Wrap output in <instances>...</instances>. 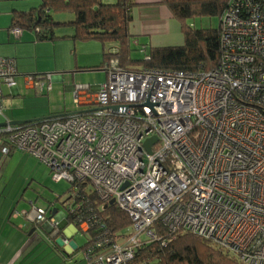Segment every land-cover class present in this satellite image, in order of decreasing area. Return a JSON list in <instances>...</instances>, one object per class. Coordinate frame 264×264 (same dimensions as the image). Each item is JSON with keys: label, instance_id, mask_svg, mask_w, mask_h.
<instances>
[{"label": "built area", "instance_id": "built-area-1", "mask_svg": "<svg viewBox=\"0 0 264 264\" xmlns=\"http://www.w3.org/2000/svg\"><path fill=\"white\" fill-rule=\"evenodd\" d=\"M222 45L221 63L206 72L127 70L112 59L96 91L75 88V103L88 109L0 127L3 154L25 150L54 181L69 182L62 202L86 181L131 216L130 235L94 259L85 252L86 264H130L155 238L157 222L196 233L242 264H264V0L235 1L223 17ZM4 84L17 87V68L0 56V116ZM153 136L149 152L144 143ZM30 218L59 225L39 207Z\"/></svg>", "mask_w": 264, "mask_h": 264}, {"label": "trees", "instance_id": "trees-1", "mask_svg": "<svg viewBox=\"0 0 264 264\" xmlns=\"http://www.w3.org/2000/svg\"><path fill=\"white\" fill-rule=\"evenodd\" d=\"M237 0H160L171 16L181 25L185 37L183 45L151 46L145 57L133 56L132 34L134 7L138 0H41L30 10H13L10 27L34 31L38 40L54 41L71 37L81 41L102 42L104 57L90 69H104L112 60L127 70L161 69L185 72L210 71L223 57V17ZM69 14L67 20L56 19V14ZM217 17L218 26L195 27L197 18ZM192 21V22H190ZM71 26L72 35H61L58 28ZM106 70V69H105ZM107 71V70H106ZM63 113L58 116H68ZM15 148H12V153ZM9 153V154H10ZM78 192L70 202H62L68 223L79 230L87 223L85 243L80 247L94 259L113 250L129 235L133 221L129 213L116 203L104 201L86 181H76ZM61 195L56 200L60 201ZM34 203V202H33ZM53 205L55 200L52 201ZM33 208V207H31ZM55 209V208H54ZM60 210L61 208H56ZM49 218L53 207L45 208ZM50 212L48 215L47 212ZM155 238L137 248L130 264H242L238 257L193 232L170 231L159 222L154 224ZM87 258L83 261L86 264Z\"/></svg>", "mask_w": 264, "mask_h": 264}, {"label": "crops", "instance_id": "crops-1", "mask_svg": "<svg viewBox=\"0 0 264 264\" xmlns=\"http://www.w3.org/2000/svg\"><path fill=\"white\" fill-rule=\"evenodd\" d=\"M26 5L27 1H23L22 6L20 3L16 7L17 9L28 10ZM31 5H36V3ZM133 13L134 23L131 26V31L137 37L138 43L142 40V42H145L142 44L144 50L147 49V44L151 46H166L161 41H164L165 37L170 34L181 31L180 23L171 16L169 9L161 4L160 0H138V5L134 7ZM10 23L9 15L0 16V56L15 60L18 85L15 88L9 87L7 93L3 91L4 108L0 122L43 119L63 113L75 114L80 112L81 110H78V108L72 110L62 108L63 110H60V108L51 106L52 100L56 95L54 93L49 95L48 103L44 101L39 103L37 101V99L42 100L40 96L51 91L54 92L52 82L63 81L64 76L58 75L60 72H56L61 71L60 66L57 64L58 44H67L71 50H76L79 40L71 37L59 38L54 41L38 40L35 32L31 30H19L15 33V27L11 28ZM58 33L62 36L65 34L70 36L74 31L69 26L66 29L59 30ZM43 58L45 59L44 61ZM71 66L75 68L74 71H78V69L83 68L90 69L88 66L94 65L86 62L78 65L76 60ZM98 70H105V68ZM49 73L53 74L52 79H39L44 82L43 88L38 80L34 81L31 86L27 84L29 77L44 76ZM48 82L52 83L51 90L47 89ZM67 88L69 91H75L76 87L68 85ZM94 91L96 90L94 89ZM6 96H11V99H5ZM28 100H30L29 102L32 105L27 103ZM76 106L79 107L80 105L76 104ZM23 151L34 156L25 150ZM34 157L37 158L36 156ZM24 158V154L19 155L17 163L23 161ZM14 160H16L15 151L8 155L0 151V262L3 264H51L50 255L47 257L49 253L58 259L63 256L68 262H73L77 255L76 253H84L85 256V251L80 248L85 242L79 244L80 237H78L79 232H83V230H79L74 224L67 222L63 213L64 210H57L58 213L62 212L63 214L56 218L54 207L57 208V206H53V212L49 218L53 217L59 221V225L56 228H53L51 223L37 222L30 218L33 208L30 207L27 210V207L21 205L20 197L22 192L16 188L17 184L11 185L13 176H11L10 180L5 177L7 175L5 173L6 169L11 166ZM31 175V178L26 179H33L35 175ZM2 179H4V182H2ZM57 190L59 189H52L54 192ZM63 190L62 188L61 191L56 192L57 195H61ZM33 202L34 200H29L30 204ZM19 206H22L21 208L23 209L18 210L17 207ZM83 228L85 227L83 226ZM64 237L69 240L67 244L62 240ZM44 254L45 257H43ZM83 263L81 262V264Z\"/></svg>", "mask_w": 264, "mask_h": 264}, {"label": "rangeland", "instance_id": "rangeland-1", "mask_svg": "<svg viewBox=\"0 0 264 264\" xmlns=\"http://www.w3.org/2000/svg\"><path fill=\"white\" fill-rule=\"evenodd\" d=\"M23 1H27L28 10H30L32 7H36L41 3V0H0V16L3 15H9V19L11 20L12 11L13 10H22L17 9L16 5L21 3V6L23 5ZM104 2L109 3H115L117 0H103ZM32 3H36V5H31ZM56 19L58 20H67V17L69 14L61 13L56 14ZM192 22V21H190ZM195 27H208V26H218L219 19L217 17H214L212 19L209 18H202V19H195L193 21ZM69 26H63L59 27V30L66 29ZM166 39L162 44L164 45H183L185 42L184 34L181 31L174 32L170 34L169 36L165 37ZM143 41V40H142ZM140 41L134 42L133 46L135 50L133 51V56L137 59H143L145 57L144 49L142 44L145 42ZM151 45L147 44V51H149ZM41 51V50H40ZM104 57V50L102 46V42L99 40H92V41H81L79 40V45L77 49H70L67 44H58L57 46V64L60 66L61 71L58 75H62L63 81L58 82H52L54 86V92H50L47 94H44L40 97H42V100L37 99L39 103H42L43 101L45 103H48V97L51 94H56L55 98L52 100L51 106H55L57 108H60V110H63L62 108L67 109H76L78 110H86L88 107L86 105H80L79 107L76 106V103L74 101V91H69L67 86L72 85L74 87H77L78 85H89L91 90H97L103 83H105L108 80V73L106 70H98V69H78V71H74L75 68L71 66L74 64V62L77 60L78 65H80L83 62H86L87 64L91 65H98L100 61L103 60ZM45 59L43 58V61ZM65 68V69H63ZM70 68V69H69ZM65 70V71H64ZM68 71V72H67ZM43 76H35V81L39 79H42ZM39 78V79H38ZM3 91L5 93L8 92L9 87H7L6 84L2 86ZM35 95V94H34ZM41 95V94H39ZM5 99H11V96H6ZM44 99V100H43ZM30 100L27 101L28 104L32 105ZM2 118V116H0ZM16 154V160L11 164L8 169H6L5 177L8 178V180L11 179V176H13L11 180L12 184H17V189L22 192V196L20 197V203L21 205H24L27 207L26 209H30V207H39L42 209L45 208H51L53 206H57V208H61L60 210H64V206L62 201L56 200V195L59 190L63 188L64 191H67L70 188V184L67 181H61L56 182L53 180L50 167L42 160H39L35 158L34 156L25 153L21 149H15ZM24 154L25 158L23 161L17 163L19 155ZM28 157V158H26ZM17 163V165H16ZM10 174V175H9ZM31 174H34L35 176L33 179H26L31 178ZM2 182H4V179H2ZM53 188H57L56 192L52 191ZM24 195V198H23ZM23 198V199H22ZM29 200H34L33 204L29 203ZM55 200V203L53 205L52 201ZM22 206L17 207L18 210H22ZM55 208V207H54ZM48 215H50V212H47ZM47 222V221H44ZM78 237H80L79 244H82L85 242L86 237L85 234L81 231L78 234ZM77 255L73 259V262H68L65 257H61L60 259L55 258V256L51 253L47 255V257L50 255L52 259L51 264H81L85 260L84 253H76ZM62 255V254H61ZM45 257V254L43 255ZM51 261V260H49Z\"/></svg>", "mask_w": 264, "mask_h": 264}, {"label": "water", "instance_id": "water-1", "mask_svg": "<svg viewBox=\"0 0 264 264\" xmlns=\"http://www.w3.org/2000/svg\"><path fill=\"white\" fill-rule=\"evenodd\" d=\"M81 112V111H80ZM57 116V115H56ZM51 117H47V118H43V119H28V120H11V121H4V122H0V127L2 126H6L7 124H10V125H25V124H30V123H36V122H39V121H43V120H46V119H50ZM158 141V137L156 136H153V137H150L148 138L144 145L146 147V149L149 151V152H152V145L154 143H156ZM116 201L114 199H112L111 201H109L110 204L112 203H115ZM33 204V203H31ZM57 209L55 208L54 209V212L56 213Z\"/></svg>", "mask_w": 264, "mask_h": 264}]
</instances>
